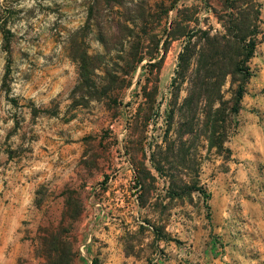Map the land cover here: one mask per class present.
Returning a JSON list of instances; mask_svg holds the SVG:
<instances>
[{"label": "rangeland", "instance_id": "obj_1", "mask_svg": "<svg viewBox=\"0 0 264 264\" xmlns=\"http://www.w3.org/2000/svg\"><path fill=\"white\" fill-rule=\"evenodd\" d=\"M117 1L91 14L92 0H0V264H264V0L233 2L251 12V75H227L209 117L183 105L187 36L168 31L178 18L223 33L232 0H178L167 14L161 0ZM140 6L153 57L124 74L129 43L105 47L99 31ZM77 45L123 76L98 70L82 86Z\"/></svg>", "mask_w": 264, "mask_h": 264}, {"label": "trees", "instance_id": "obj_2", "mask_svg": "<svg viewBox=\"0 0 264 264\" xmlns=\"http://www.w3.org/2000/svg\"><path fill=\"white\" fill-rule=\"evenodd\" d=\"M109 1V0H107ZM170 5L164 6V0L158 4L162 8V13L167 14L169 9L175 8L178 0H170ZM104 0H92L90 12L96 8L98 11L112 9L115 5L121 6L122 2L113 0V3L104 5ZM227 10V25H223L225 31L211 33V30L206 28L188 29V26L182 27L181 20L175 19L171 22V29L168 35L175 38L187 36V40L183 45L182 50L178 54L177 73L183 80L187 79L189 83L187 96L183 100V105L186 111L197 113L203 112L207 117L215 115L222 111L220 107H214L215 102H220V91L224 84L227 75L241 73L245 81L250 75L249 68L246 63L254 54L255 43L253 40L246 42V33L244 25L249 26L251 21V12H242L239 6L233 4ZM192 8L184 7L178 10L181 15ZM215 13L216 10L212 9ZM139 17L136 15L122 16L115 22L106 20L104 27H100L99 39L105 47H108V39L113 37L116 42L129 43V61H127L124 74H129L135 69L145 57L151 59L153 55L148 51L149 45L152 44L151 37L148 35L146 25L148 23L147 11L140 6L137 10ZM161 15H159V18ZM220 20L221 18L218 17ZM76 53L73 59L79 66V80L84 86L87 83L93 87V78L99 77L98 70L104 72V79H113L112 82H117L122 76L113 74L108 68L103 67L102 57L99 54H89L87 50L80 49L77 45ZM80 49V50H79ZM122 72V73H123ZM130 80L126 82L122 79V85H128ZM121 86V85H120ZM244 86L241 83L235 93V100L230 108V114H237L240 109V100L244 93ZM202 103L204 106L202 107ZM211 120V119H210ZM209 120V121H210ZM215 120H211L206 138H214ZM208 123L205 122L204 126ZM189 129L188 132H192ZM221 138V137H220ZM211 144H213L211 142ZM199 192H204L199 187L195 188ZM188 191L194 190L193 187H188Z\"/></svg>", "mask_w": 264, "mask_h": 264}, {"label": "crops", "instance_id": "obj_3", "mask_svg": "<svg viewBox=\"0 0 264 264\" xmlns=\"http://www.w3.org/2000/svg\"><path fill=\"white\" fill-rule=\"evenodd\" d=\"M262 102L260 101V99H258V96H253L251 97L249 104H261ZM246 113V112H245ZM245 121H244V124H243V129H245L247 131V134H251V131L253 129H255V121L257 120V116L254 114V113H251V112H247V114H244L243 115ZM16 253H18L16 251Z\"/></svg>", "mask_w": 264, "mask_h": 264}]
</instances>
